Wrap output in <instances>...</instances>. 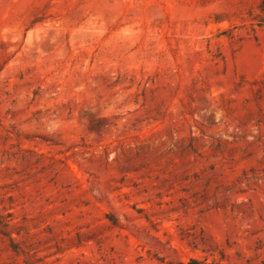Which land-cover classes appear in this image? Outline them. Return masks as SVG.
<instances>
[{
	"label": "rangeland",
	"instance_id": "obj_1",
	"mask_svg": "<svg viewBox=\"0 0 264 264\" xmlns=\"http://www.w3.org/2000/svg\"><path fill=\"white\" fill-rule=\"evenodd\" d=\"M0 264H264V0H0Z\"/></svg>",
	"mask_w": 264,
	"mask_h": 264
}]
</instances>
